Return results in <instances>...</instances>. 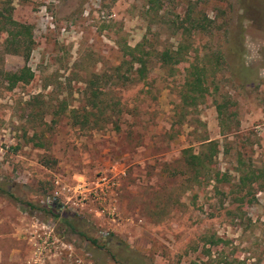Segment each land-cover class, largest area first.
Wrapping results in <instances>:
<instances>
[{
	"label": "rangeland",
	"instance_id": "1",
	"mask_svg": "<svg viewBox=\"0 0 264 264\" xmlns=\"http://www.w3.org/2000/svg\"><path fill=\"white\" fill-rule=\"evenodd\" d=\"M12 5L32 30L34 78L8 88L4 74L23 61L0 34V184L13 195L0 194V264H264V189L237 188L238 168L264 170V0ZM187 15L208 30L182 37ZM143 41L181 42L184 55L153 58L143 81L123 84L116 68L134 70L122 50ZM191 64L206 68L208 93L184 102ZM208 141L218 182L182 160ZM100 178L109 190L97 200L88 192ZM46 204L76 214L77 230Z\"/></svg>",
	"mask_w": 264,
	"mask_h": 264
},
{
	"label": "trees",
	"instance_id": "2",
	"mask_svg": "<svg viewBox=\"0 0 264 264\" xmlns=\"http://www.w3.org/2000/svg\"><path fill=\"white\" fill-rule=\"evenodd\" d=\"M19 0H3L0 7V34H4L3 49L7 54L16 55L23 61V65L20 69L14 72H6L4 78L8 84L9 89H13L17 85H28L34 78V73L28 66V61L33 47V38L31 27L25 24H21L13 19V2ZM151 5L158 3V0H150ZM177 21H171L172 26H176ZM187 23V24H184ZM176 30L181 33L182 37L193 33H204L208 30L207 26L203 25L199 20L194 19L192 16L187 15L182 23H178ZM183 46L180 42L176 48L159 50L153 46H146V42L138 43L133 48H127L123 51V64L130 66V69L134 70V75L126 76L120 73L121 66L116 68V78L122 81L123 84L134 83L143 81L148 74L149 66L152 59L155 58L157 62L163 66L175 65L183 57ZM137 65L134 69L133 67ZM208 75L206 68L198 64H191L188 69V73L185 79L184 87L185 93L183 94V101H198L203 100L208 93L206 86L208 82ZM218 115L222 117L221 105H217ZM73 118L77 119L76 112H72ZM86 120V115L83 116ZM36 138V133L33 135ZM27 137V134H25ZM29 139V138H28ZM33 140V138H30ZM217 154V143L208 141L200 145L198 152L193 153L192 148H187L182 152V160L185 166L193 171V175L197 178L202 171L209 175V180H219V172L213 173V160ZM48 160H45L43 164L48 166ZM242 162L239 161V164ZM240 167V166H239ZM238 182L237 188L245 194H250L253 191L264 189V170L255 169L253 166L238 168ZM0 194L12 197L13 195L9 191V187L4 184H0ZM31 210L36 209V206L29 203L27 204ZM38 207V206H37ZM41 211L46 212L54 220H59L65 226L70 227L73 231L76 229V225L70 220V217L75 218L76 214H61L58 206L44 205L39 207ZM38 208V209H39ZM70 216V217H69ZM77 230V229H76ZM81 233V232H80ZM81 236L83 234L81 233ZM85 236V235H84ZM109 243H115L113 237H110ZM92 244H96V241L91 240ZM119 264V263H118ZM123 264V263H122Z\"/></svg>",
	"mask_w": 264,
	"mask_h": 264
},
{
	"label": "built area",
	"instance_id": "3",
	"mask_svg": "<svg viewBox=\"0 0 264 264\" xmlns=\"http://www.w3.org/2000/svg\"><path fill=\"white\" fill-rule=\"evenodd\" d=\"M92 184L94 188H91V190L88 193L92 194L93 197L97 200L103 199L106 196L107 191L109 190V185L106 178H100L97 180V182Z\"/></svg>",
	"mask_w": 264,
	"mask_h": 264
},
{
	"label": "clouds",
	"instance_id": "4",
	"mask_svg": "<svg viewBox=\"0 0 264 264\" xmlns=\"http://www.w3.org/2000/svg\"><path fill=\"white\" fill-rule=\"evenodd\" d=\"M256 58V56H255V54H253L252 56H249V57H246V60H252V59H255ZM262 71H264V70H262Z\"/></svg>",
	"mask_w": 264,
	"mask_h": 264
}]
</instances>
